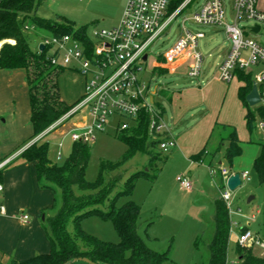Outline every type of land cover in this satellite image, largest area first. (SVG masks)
Returning <instances> with one entry per match:
<instances>
[{
    "label": "trees",
    "instance_id": "16d2710c",
    "mask_svg": "<svg viewBox=\"0 0 264 264\" xmlns=\"http://www.w3.org/2000/svg\"><path fill=\"white\" fill-rule=\"evenodd\" d=\"M42 1L0 0V70L24 69L27 72L32 140L71 111L82 98L71 105L61 99L59 78L66 68L47 59L46 49L32 52L26 39L27 30L33 27L52 36L72 35L85 44L90 43L86 26L73 29L71 22H58L37 16L36 12ZM184 1L170 0L168 14L179 9ZM236 77L241 83L238 97L246 109V127L251 133L255 116L258 115L264 120V108H250L246 103V96L253 86L251 74L238 71ZM158 109L161 111L160 107ZM150 122V115L142 111L128 129L116 133V137L126 145L127 150L119 161L101 162L98 177L93 182L86 181L84 177L90 159L88 144L73 143L71 153L62 165L53 164L48 158L49 148L44 138L52 132L28 146L17 158L34 164L39 186L52 190L56 195L53 207L47 210L52 215L47 216L46 210L40 213L50 251L24 261L11 260L8 264H66L79 258H87L96 264H161L169 259L167 252L161 253L150 248L145 236L139 232L140 206L133 201L117 206L119 199L132 196L140 179L155 181L160 170L158 163L164 164L168 159V154L162 153L159 145L168 141L169 137L167 134H156L152 131ZM221 128L229 130L225 126ZM228 132L223 137L228 143L225 159L232 165L233 160L241 155L242 149L236 131L232 129ZM137 154L149 158L148 169L132 174L120 186L126 172L122 170L123 165ZM200 157L201 153L193 156L192 160L197 161ZM5 168L0 170V181ZM253 168L258 182L264 184L262 141ZM213 205L214 231L207 246V264H228L231 233L229 209L221 198L216 199ZM91 217L110 221L120 241L110 243L86 233L81 222ZM246 229L244 227L240 232ZM234 252L237 264H264V256H256L252 247L237 243Z\"/></svg>",
    "mask_w": 264,
    "mask_h": 264
},
{
    "label": "rangeland",
    "instance_id": "374dc122",
    "mask_svg": "<svg viewBox=\"0 0 264 264\" xmlns=\"http://www.w3.org/2000/svg\"><path fill=\"white\" fill-rule=\"evenodd\" d=\"M127 0H54L53 6L47 3H41L38 8L39 17L54 21H68L73 25V29H79L86 26V35L89 40H94L95 31L107 28V20H113L117 15V10L121 5L126 4ZM207 0H185L181 5V14L171 23L169 28L149 47L147 54L148 60L143 66V72L139 73L140 78L145 83H150V92H154L157 86L160 87L155 96V107L158 109L166 108L169 105L167 89L179 85H188L195 80H187L184 77L170 75L168 73L158 74L154 69V63L159 55L165 52L176 42L181 35V28L184 20L190 18L191 14L197 10ZM224 8L227 13V19H232L231 0H223ZM179 7V8H180ZM244 26L252 27L255 23H243ZM185 26L193 31H202L205 38L200 40L199 48L204 55L203 70L210 75L216 73V64L221 58L229 52L231 45L227 39L224 30L216 33L211 32L210 28L200 27L187 22ZM49 33L29 28L26 32V39L32 52L38 50L39 45ZM248 38L254 39L264 45V30L260 35L252 33L247 34ZM12 43V42H10ZM247 59V52L241 55ZM262 67H248L245 72L250 73L252 79L256 77ZM77 72L66 69L59 78V86L63 88L66 94H74L80 87V79H77ZM193 84V83H192ZM238 82H233L230 86L235 88ZM171 91V90H170ZM165 92V94H162ZM69 100V99H67ZM83 126H89L92 123L88 108L81 109L74 114L62 127L48 134L44 142L48 143V158L53 164L62 165L71 153L73 142L70 133L73 130L71 125L82 121ZM260 116L256 115L252 125L251 133L244 126L238 136L243 143V149L240 156L236 157L232 165L224 162V165L218 166L225 168L230 172L238 174L247 173L246 179L242 180L241 185L230 191L220 176L212 177L201 162H197L195 168H190L194 164L189 159L168 154V159L164 164H159V174L155 181L140 179L134 189L131 197L119 199L117 206H121L127 201H133L140 206V229L139 232L145 236V240L150 248L155 251L168 253L167 260L161 264H207L208 243L213 234L214 205L213 201L221 198L227 191L230 195V220L231 233L229 241L228 264H237L235 247L238 243L239 231L249 223L250 231L264 242V184L258 182L253 160L260 152V144L263 137L259 130ZM132 125L129 119L122 118L116 114L107 118L103 129L96 131L95 141L89 143L90 159L85 171V180L93 182L97 179L101 162L119 161L125 154L127 147L117 137L116 133L122 123ZM76 129V128H74ZM217 136H214V140ZM61 142L62 147H59ZM217 143H219L217 141ZM220 147L223 154L227 145L222 142ZM220 145V144H219ZM217 148H212V155ZM58 151L61 157L57 159ZM223 154L221 158H223ZM211 155V154H210ZM149 158L143 154H137L126 162L122 170H125V177L120 184L123 186L127 178L132 174L146 171L148 169ZM225 161V160H224ZM199 168V169H198ZM196 169V170H194ZM186 171V173H185ZM200 177L199 183L195 186L192 183V193L182 191L175 177L180 174L189 173ZM77 193L79 191L76 190ZM252 200L249 202V199ZM82 229L100 240L118 243L120 241L117 231L110 221L98 217H91L81 222ZM71 230V226L69 227ZM198 240V241H197ZM197 245L195 247V242ZM256 256H264V250L258 246L252 248ZM85 264V263H83Z\"/></svg>",
    "mask_w": 264,
    "mask_h": 264
},
{
    "label": "built area",
    "instance_id": "2783aa9c",
    "mask_svg": "<svg viewBox=\"0 0 264 264\" xmlns=\"http://www.w3.org/2000/svg\"><path fill=\"white\" fill-rule=\"evenodd\" d=\"M232 19L228 21L223 0H207L197 12L183 21L181 35L167 53V63H175L181 59L190 60L188 76L197 79L203 68V57L198 51L200 40L205 38L202 31L188 29L187 22L194 25L215 28L221 27L227 35L231 45L230 51L218 66V79L224 83H231L238 71H245L248 67H262L253 84H256L261 102L256 107L264 108V45L247 34L260 35L264 30V12L258 9V0H231ZM170 0H127L122 19L118 26L103 29L93 33L94 40L85 44L72 35L47 36L42 41L47 50V59L53 64L71 69L85 79L84 95L80 102L48 130L36 138H42L50 132L62 127L74 114L83 108H88L92 123L73 129L70 138L73 143L85 144L95 141V132L101 131L111 115H118L129 119L132 123L142 111L150 115V129L156 134H167L161 121L159 111L155 107L154 92H150V83H145L139 73L148 57L149 47L169 28L171 23L180 15L182 5L172 14H168ZM255 23L252 27L243 23ZM259 31L255 32L254 27ZM247 52L244 59L241 55ZM146 57V58H145ZM166 68L167 65H166ZM249 73V72H248ZM264 142V120L258 124ZM129 124L123 122L118 131L126 130ZM162 142L159 149L168 154L175 146L174 140ZM34 141V142H35ZM33 142V143H34ZM62 147V144H59ZM61 157L58 151L57 159ZM16 157H9L0 163V170L9 165ZM209 174L227 179L234 175L225 168L211 167ZM247 173L240 174L241 181L246 179ZM176 182L183 190H191L192 182L185 175H178ZM4 187L0 181V194ZM221 199L226 203L230 213V195L225 191ZM5 209L0 206V215ZM22 219L26 221L27 216ZM238 244L264 250V242L258 239L249 229L239 232Z\"/></svg>",
    "mask_w": 264,
    "mask_h": 264
},
{
    "label": "crops",
    "instance_id": "0c3cea01",
    "mask_svg": "<svg viewBox=\"0 0 264 264\" xmlns=\"http://www.w3.org/2000/svg\"><path fill=\"white\" fill-rule=\"evenodd\" d=\"M53 1L43 0L42 3L45 2L51 6ZM124 8L125 6L121 5L113 20H107L106 29H112L119 25ZM38 9L37 16H39ZM258 9L264 12V0H258ZM221 29V27H215L210 28V31L216 33ZM171 47L165 54L157 57L153 71L158 74L168 73L187 78V80H195V83L182 84L167 89L165 92L168 94L169 105L166 108H160L161 111L157 109L165 130L175 142L174 148L168 154L171 156L176 154V156L191 160L194 164L190 168H195L196 163L201 162V165H204L209 172L211 167L219 168L218 166L227 162L225 152L224 154L222 151L218 152L221 150L222 142L228 145L223 137L232 129L236 131L238 136V132L246 126V109L238 97L241 83L237 77L229 84L218 79V66L229 52L216 64L215 74L210 75L202 68L199 78L191 79L187 74L190 60L181 59L172 64L167 63L166 55ZM198 51L202 54L204 62L205 58L199 45ZM145 60L147 62L148 57ZM77 76L81 83L74 94H65L62 86H59L61 99L68 105L76 103L84 95L85 79L79 73ZM235 81L238 82V85L231 88L230 85ZM159 89L160 87L157 86L154 98ZM83 121L84 119L75 122L71 127L73 129L82 127ZM222 126L228 127L229 130L222 129ZM32 134L27 72L24 69H1L0 161L9 157L16 158L7 165L8 167L6 166L1 174L4 191L0 194V206L4 207L5 214L0 215V264H8L11 260L24 261L37 254H45L50 251V243L41 223L40 213L46 210L47 216L52 215V212L47 210L53 207L56 195L52 190L43 189L39 186L34 164L23 162L17 158L36 140V138L31 139ZM214 136H217L215 140ZM240 138V147L243 149L244 142ZM217 146L219 148L212 155V148L216 149ZM200 153L199 160H192L193 156ZM222 154L223 158H221ZM231 173L236 174L233 171ZM185 175L190 178L193 185L196 186L199 183L200 177L198 175L195 177L196 175L193 176L190 171ZM181 190L183 191L182 188ZM189 191L192 193V189ZM23 216H27L28 219L24 221ZM249 226L250 223L246 228L249 229Z\"/></svg>",
    "mask_w": 264,
    "mask_h": 264
},
{
    "label": "water",
    "instance_id": "95a60500",
    "mask_svg": "<svg viewBox=\"0 0 264 264\" xmlns=\"http://www.w3.org/2000/svg\"><path fill=\"white\" fill-rule=\"evenodd\" d=\"M254 31L258 32L259 31V27L258 26L254 27ZM0 47H1V44H0ZM44 49H45L44 45L40 44L39 47H38V51L42 52ZM245 100H246L247 105L250 108H254V107H256V106H258L260 104L261 99H260V95L258 93V89H257L256 84H253L252 89H251L250 93L246 96ZM241 183H242V181H241V178H240V174L236 173V174L230 176L227 179L226 187L230 191H233V190L237 189L241 185ZM251 200H252V198L249 199V202ZM76 262H82V263H85V264H96V263H93L92 261H90L87 258L74 259L71 262H68L66 264H74Z\"/></svg>",
    "mask_w": 264,
    "mask_h": 264
}]
</instances>
